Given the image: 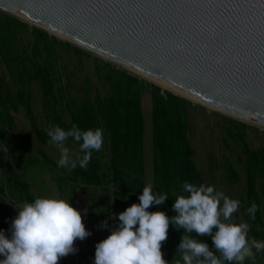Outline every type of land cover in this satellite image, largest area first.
Here are the masks:
<instances>
[{
  "label": "trees",
  "instance_id": "16d2710c",
  "mask_svg": "<svg viewBox=\"0 0 264 264\" xmlns=\"http://www.w3.org/2000/svg\"><path fill=\"white\" fill-rule=\"evenodd\" d=\"M27 32V22L0 9V60L13 83V86L9 87L0 77V141L4 147L12 155L17 153L22 156L28 152L29 134L19 136L10 133L15 127L13 112L20 108L23 109L37 140L45 144L49 141L45 129L38 125L37 116L33 112L31 94L24 88V85L32 83H36L41 92L44 113L48 117L52 113L53 121L63 129L67 130L75 123L82 130L99 127L103 130V137L106 131L109 139L110 180L118 188L114 193L112 209L108 206L109 213L113 215L112 229L119 223L115 214L123 212L133 203L138 204L139 195L145 186L142 96L147 92L151 105L153 191L167 193L168 196L162 205L153 204L147 211H163L168 217L176 215L173 203L177 194H184L182 184L185 181L203 184L202 173L193 161L194 150L188 137V110L193 105L191 100L109 62H103L97 67L98 78L106 88L105 96L88 95L79 101L67 100L64 92L55 84L58 67L54 44L58 39L46 30L34 26L30 31L33 38L24 42L23 34ZM64 44L78 55L87 54L80 47L70 43ZM85 85L87 92H91L87 78ZM61 107L63 111L60 110ZM64 111L69 114L68 122L62 120ZM227 120V134L241 141V151L244 155V218L250 224V239H264V232L258 229L259 225L264 224L261 207V196H264V147H249L245 137L247 125L232 118L227 117ZM75 143L80 157L82 153L79 151V143ZM96 152L92 151L91 160L85 168L77 165L71 169L70 177L74 182L87 186H98L102 183L105 175L100 160L94 156ZM43 157L49 161L44 154ZM5 167L6 180L14 181L16 186L25 191L27 200L33 202L35 197L28 190V182L14 173L10 161H6ZM227 173L235 180V171L231 166L227 167ZM252 201L258 205L255 220H252L246 211ZM13 219L0 195V225L7 232L8 239L11 238ZM184 234L187 233L183 229L169 225L167 237L171 235L176 241H180L181 235ZM189 235L207 243L215 253L211 237L198 236L195 232ZM161 252L163 259L169 262L171 253L165 241L162 242ZM253 252L255 253V249ZM256 255L257 253L255 258ZM94 257L95 251H90L86 264H94ZM245 263L250 264L249 261Z\"/></svg>",
  "mask_w": 264,
  "mask_h": 264
},
{
  "label": "water",
  "instance_id": "95a60500",
  "mask_svg": "<svg viewBox=\"0 0 264 264\" xmlns=\"http://www.w3.org/2000/svg\"><path fill=\"white\" fill-rule=\"evenodd\" d=\"M0 9L264 123V0H0Z\"/></svg>",
  "mask_w": 264,
  "mask_h": 264
},
{
  "label": "rangeland",
  "instance_id": "374dc122",
  "mask_svg": "<svg viewBox=\"0 0 264 264\" xmlns=\"http://www.w3.org/2000/svg\"><path fill=\"white\" fill-rule=\"evenodd\" d=\"M12 15L17 16L15 14ZM17 17L20 18L19 16ZM23 21L29 24V32L23 34L25 42L33 38V35L30 33L32 27L39 26L27 20ZM47 32L58 39V42L54 44V52L57 56L58 67L55 84L57 88H60L64 92L67 100L79 101L88 95L91 97L96 95L100 97L105 96L106 88L98 78L97 67L102 65L103 62H109L119 68L124 67L49 31ZM64 43H70L73 46L80 47L85 50L87 54L78 55L74 53L72 49L66 47ZM130 72L136 74L132 71ZM0 77L4 79L9 87L13 86L11 77L1 60ZM86 78L90 83L91 92H87L86 90ZM148 81L152 82L151 80ZM24 88L31 94L33 112L37 116L38 125L44 129L50 124L57 125L56 122L53 121L52 113L51 116L48 117L43 111L41 105V92L38 85L32 83L30 85H24ZM191 102L193 105H191L188 110V137L194 150L193 161L202 173L203 184L206 186H213L216 191L223 192L231 199L239 200L240 206L238 210L232 214V222H247L244 218V206L246 203V167L244 155L241 151V141L235 136L233 137L227 134V127L229 125L227 117L241 121L247 125L245 137L249 147L255 149L264 147V126L226 113L215 107L204 105L198 101L191 100ZM62 109L61 107L60 110L63 111ZM13 114L15 116V127L10 130V133L19 136L29 134L30 143L28 145V152L20 156L17 153L15 155L10 154L0 141V195L6 204L7 212L10 216L15 218L18 214L17 209L23 207L25 202L31 203L27 200L26 193L22 188L16 186L14 181H7L5 178V163L6 161H10L14 173L28 182V190L35 198L43 196L70 198L69 203L81 213L85 229L91 234L83 240L77 239L74 242V248L77 249V251L61 257L60 261L65 262V264H77L70 256L72 254H77L80 258L82 257L83 264H86L88 263L86 258H89L90 251H95V245L110 234L112 226L113 215L109 213L110 210L108 206L112 209L114 205V193L118 188L111 182V173L108 170V134L104 131L102 148L94 154L101 162L102 172H104L105 175L104 180L98 186L81 185L78 182H74L70 177L72 169L71 163L66 167H58L60 151L54 144L50 143V138L46 144L37 140L23 109L20 108L17 112H13ZM142 114L144 121L145 186L147 184H152L154 187L151 152V105L150 95L147 92H144L142 96ZM68 115L67 111L62 112V120L68 122ZM64 144L70 150L71 159L77 160V165H79V152L75 141L68 138ZM43 154L49 158V161L43 157ZM228 166H231L235 171V180L228 176ZM261 207L263 216V195L261 196ZM102 221L107 222V227L101 226ZM258 229L264 232V224L259 225ZM0 231L8 238L7 232L4 231L1 225ZM248 237L250 239L249 232ZM257 240L264 241V239L260 237L257 238ZM180 241H176L171 235L167 237L165 242L171 253V259L168 264H176L177 260H180L181 264H183L182 256L177 254ZM215 254L217 256L220 255L216 250ZM246 261H249L250 264H264V251L257 253L254 262L246 258L243 264H246ZM224 264H236V262L224 261Z\"/></svg>",
  "mask_w": 264,
  "mask_h": 264
},
{
  "label": "clouds",
  "instance_id": "9594fccd",
  "mask_svg": "<svg viewBox=\"0 0 264 264\" xmlns=\"http://www.w3.org/2000/svg\"><path fill=\"white\" fill-rule=\"evenodd\" d=\"M50 143L60 151L58 167L77 166L70 150L64 144L68 138L79 143L78 157L81 168L91 160L92 151H100L103 130L99 127L82 130L73 123L67 130L50 124L46 129ZM182 192L173 203L176 215L168 217L163 211L149 212L155 204L162 205L167 193H153V185L147 184L139 195V203H133L123 212L115 214L119 223L110 234L95 245L94 264H168L161 252L162 242L167 240L169 225L183 229L178 253L183 264H224V261L243 264L246 258L255 261V254L264 251V241L249 239L247 222H232L240 201L216 191L213 186L185 181ZM70 198L57 196L37 197L23 204L11 223V238L0 231V254L5 259L0 264H58L61 257L75 253L74 242L91 233L86 231L81 213L71 206ZM252 220L256 218L258 205L251 202L246 209ZM112 218V217H110ZM107 227V222H101ZM211 237L217 256L205 242L189 234ZM255 249V253L253 252ZM176 264H181L180 260Z\"/></svg>",
  "mask_w": 264,
  "mask_h": 264
},
{
  "label": "bare ground",
  "instance_id": "6f19581e",
  "mask_svg": "<svg viewBox=\"0 0 264 264\" xmlns=\"http://www.w3.org/2000/svg\"><path fill=\"white\" fill-rule=\"evenodd\" d=\"M10 13L15 14V15L19 16L20 18H22L23 20H27V21H29V22H31V23H33V24H35V25H37V26H39V27H41V28H43V29H45V30H47V31H49V32H51V33H53V34H55V35H57V36H60V37L64 38L65 40L71 41V42H73V43H75V44H77V45L82 46V44H79V43H77L76 41H74V40H72V39H70V38H68V37H65V36H63V35H61V34L55 32V31H53V30H51V29H49V28H47V27H45V26H43V25H41V24H39V23H37V22H35V21H33V20L27 18V17H25V16H23L22 14H20V13L17 12V11H14V10H13V11L10 12ZM97 55H99V56H101V57H104V58H106V59H109L110 61H113L114 63L118 64L119 66H122V67H124V68H127V69H129L130 71H133L134 73H136L137 75L139 74L140 76L145 77L146 79L151 80L152 82H154V83H156V84L162 86L163 88H166V89H168V90H170V91H172V92H174V93H177V94L183 95V96H185V97H187V98H189V99H191V100H194V101H198V102H200V103H203L204 105L206 104V105H208V106L215 107V108H217V109H220V110H222V111H225L226 113H230V114L235 115V116H237V117H241V118H244V119H246V120H250V121L256 122V123H258V124L264 126V123L261 122V121H258L257 119H254V118H252V117H249V116H246V115H243V114H239V113H235V112H231V111H226V110L221 109V108H219V107H216V106H213V105H210V104L204 103V102H202V101H199V100H197V99H194V98H192V97H189V96H187V95H185V94H183V93H181V92H179V91H177V90H175V89H172L171 87H169V86L163 84L162 82H160V81H158V80H156V79H154V78H152V77H150V76H148V75H146V74H144V73H141V72L136 71V70H134V69H132V68H129V67H127V66H125V65H123V64H121V63H119V62H117V61H115V60H113V59H111V58H109V57L103 55V54L97 53Z\"/></svg>",
  "mask_w": 264,
  "mask_h": 264
},
{
  "label": "built area",
  "instance_id": "2783aa9c",
  "mask_svg": "<svg viewBox=\"0 0 264 264\" xmlns=\"http://www.w3.org/2000/svg\"><path fill=\"white\" fill-rule=\"evenodd\" d=\"M71 256V258L77 263V264H83V259H82V257L80 258L79 257V255H77V254H72V255H70ZM61 259V258H60ZM59 259V260H60Z\"/></svg>",
  "mask_w": 264,
  "mask_h": 264
}]
</instances>
